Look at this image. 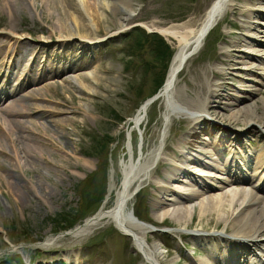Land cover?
Returning a JSON list of instances; mask_svg holds the SVG:
<instances>
[{"label": "rangeland", "instance_id": "374dc122", "mask_svg": "<svg viewBox=\"0 0 264 264\" xmlns=\"http://www.w3.org/2000/svg\"><path fill=\"white\" fill-rule=\"evenodd\" d=\"M9 1V4L0 2L1 86L5 84L3 79L6 75L9 80L5 85L9 88L16 87L24 75L29 73L30 66V74L39 70L40 78L33 81L25 76L24 81L27 83L29 79V84L19 94L33 92L32 88L40 87L43 81L41 78L45 75L61 72L70 66H90L96 71L98 80L82 76L84 84L68 87L64 94L58 87L39 88V91H49L45 93L46 101L42 102L47 109H53L57 101H66V95L72 97V102L63 114L49 115L45 126L40 123V128L56 144V147H42L43 156L54 163L73 167L63 170L52 164L45 165L41 156L30 150L35 145L30 143L27 146L17 142L14 134L10 136L12 142L2 139V145L14 158L17 173L30 182L34 191L20 194L3 183L4 190L0 191V264H54L63 261L66 252H70L72 261V251L78 253L74 261L76 264H148L133 247L132 239L110 221L101 222L91 232L80 236L66 235L63 231L81 224L105 204L109 188L112 186V191H115L120 187L123 163L130 159L132 153L136 158L142 156V150L143 157H150L152 170L137 183L139 187L136 189H139L128 202L127 209L151 225L152 230L147 233V237L149 242H161V264H191L188 259L192 261L207 257L206 254L200 257L192 255L193 248H204L208 242H195L191 239V234L215 235L223 231L224 223L219 228L212 226L207 230H199L201 224L198 225L197 222L198 207L192 210L196 222L190 228L181 227L171 218H165L163 224L154 221L151 205L157 196L156 186L160 179L153 172L156 169L159 172L166 170V167L159 164L160 161H171L173 157L164 146L167 144L177 152L178 140L189 131L193 121L185 114L188 110L179 113L173 110L166 117L167 99L159 97L148 105L140 124H133L131 118L151 95L161 65L158 62L155 68L151 65L155 61L146 45L143 44L139 49L134 47L135 36L130 32L134 26L147 31L150 29L148 24L152 22L183 23L187 27L196 28L214 0H130L133 9L131 17L120 27L117 17L121 16V11H116L114 15L109 9H103L104 14L98 22L96 3L105 0H57L60 6L68 5L70 12H74V4H77L85 24L90 20L94 28L98 23L101 25L103 32L96 42L85 38L64 41L58 34H51V31H57L62 19L46 0ZM254 2L255 0H234L233 7L210 30L203 46L189 57L180 70L171 94L184 101L205 99L209 93L208 85L214 78L213 73L219 74L216 71L224 68L227 74L217 76L221 84L217 106L222 107L213 114L217 117L207 120L201 127L211 128L215 136L235 133L241 137V143L251 147L256 144L264 147V122L259 127L256 122L226 119L234 112L235 107L225 102L238 95V89L241 82L246 80L248 71L255 73L259 80L257 85L249 86L253 93L241 105L255 106L257 113H263L264 62L254 60L253 65L248 68V55L251 52L246 48V42L250 36L242 24V20L246 19L240 14L244 12L247 15L249 10L256 8ZM258 39L264 41V34H260ZM167 41L176 51L177 41ZM18 50H23V55L17 58ZM226 52L233 56H223ZM256 54L259 55L260 52ZM36 55L40 59L34 61ZM221 61L225 64H221ZM201 82L208 83L204 93L199 88L189 87ZM6 104L7 102L0 104V122L15 133L13 117L2 111ZM58 118L66 120L64 130L55 122ZM183 118H188L189 122L182 123ZM19 119L26 125L29 124L27 117ZM53 129L58 134L53 133ZM100 137L107 140L112 137L113 140L110 144L100 142L101 147L99 144L95 145ZM225 152L223 153L227 156ZM262 152L257 148L237 152L243 159L237 155L236 172L239 171L242 175L247 172L251 181H256L264 174ZM225 158L221 156L216 161L219 169L213 171L218 173L220 187L225 186L229 182L227 180L236 177L234 170L228 173L223 169L228 163ZM258 160H262L263 165L252 176V167ZM0 162L8 164L1 157ZM26 172L31 175L28 177ZM114 196V193L109 194L106 207L113 204ZM220 196L222 195L213 194L200 197L204 201L217 198L223 202L217 209L213 206L206 211L208 216L202 223L210 219H223L221 213L228 210L229 206L225 198L223 200ZM199 201L193 202L192 206H198ZM55 217L57 218L53 221ZM63 219L62 224L60 222ZM175 229L177 232H174Z\"/></svg>", "mask_w": 264, "mask_h": 264}, {"label": "bare ground", "instance_id": "6f19581e", "mask_svg": "<svg viewBox=\"0 0 264 264\" xmlns=\"http://www.w3.org/2000/svg\"><path fill=\"white\" fill-rule=\"evenodd\" d=\"M49 6L55 11H58L62 22L60 23L57 31H51V34H58L67 39L85 38L88 41H99V35L103 32L101 25L98 23L94 28V24L89 20L88 24L83 21V15L79 10V6L74 4V12L69 11L68 5L58 4L57 0H46ZM71 1V0H63ZM214 0L212 7L208 8L204 13L198 27L190 28L183 23H169V24H156L154 22L149 23L150 29H155L162 33L167 40H176L178 45L170 63L168 76L164 86L160 89V97L167 99V111L166 117L174 112H184L188 110L187 115L191 117L193 123L189 127V131L178 140V151L171 149L169 145H165L164 149L172 153L173 160H161L159 164L166 167L164 172H159L157 169L153 174L157 175L160 179V183L156 186L157 196L152 202V211L154 215V221L163 224L165 218H171L176 221L178 225L183 228H190L196 222L194 215H192L193 202H198V225L201 224L199 230H207L210 227L219 228L224 223L223 231L215 235L204 236L200 234H191L192 240H198L206 243L204 248H194L197 251L206 253L207 257H200L198 263L194 264H264V174L261 175L256 181L260 184L251 183L249 173L246 175H238L229 181L225 186L220 187L219 180H217L218 173H215L218 166L217 160L224 156L228 162L227 166L223 168L228 172H236L237 165V152L241 149H258L263 151L262 145H253L254 147L247 146L241 143L240 136L238 134L213 135L211 128H202L201 126L209 119H213L214 113H217L219 107L217 106L218 95L220 92V83L218 82L219 74H227L224 68H219L220 71H216L219 74L213 73L214 78L209 83V93L207 97L202 100L184 101L181 97H174L171 92L175 85L177 75L183 68L189 57L188 52L195 53L203 46L204 40L208 32L215 26L217 21L224 15V13L232 8L234 0ZM9 4V0H0ZM253 5L257 6L249 10L247 15L241 12V16L246 20H242V24L246 28L247 34L250 36L247 41L246 48L251 52L248 55L250 62L248 68L253 65L254 60L264 62V41L258 39L260 34H264V0H255ZM253 6V7H254ZM260 9V10H257ZM96 15L98 22L100 17L103 16V9H109L114 15L116 11H121V16L117 17L119 27L124 25V22L128 21L131 17L130 0H105L97 1L96 3ZM66 19L64 22L63 20ZM23 50H18L16 57L23 55ZM260 52L261 55L256 53ZM194 55V54H193ZM223 56L227 58L233 55L226 52ZM40 59L39 55H36L34 61ZM223 60V59H222ZM221 64H225L221 61ZM25 76L32 78L33 81H38L40 73L37 70ZM10 73V72H9ZM89 77L94 81H97L96 71L90 67L84 65L81 68L70 66L62 70L61 72L51 73V75H45L41 80V86L32 88L33 92H27L19 94L21 90L25 88L27 83L24 81V77L20 83L13 88H9L6 85H0V104L7 102L2 111L13 117V123L15 126V133L13 130L5 128L0 122V157L8 161V164L0 162V191L3 192L4 184L7 183V187L18 191L20 194H28L34 191V187L30 182L26 181L19 173H17V166L14 163L13 156L6 151L1 141L3 138L13 141L10 136L15 135L14 140L23 145L30 146L32 143L35 147L31 148L33 154L39 155L45 165H54L67 170L73 165L58 164L52 162L43 156L42 147H56L55 142L42 132L40 123L44 126L48 121L49 115H59L65 112L69 103L72 102V97L66 95V101H57L53 109H47L42 104L46 101L45 93L48 90L39 88L46 87H58L64 94V90L70 85L68 81H74L78 85L84 84L81 78ZM246 80L241 82V86L238 89V95L233 100H226L225 103L233 105L235 107L234 112L228 115L226 118L229 121L256 122L259 127L264 122V105L263 113H257L255 106L241 105L243 101L252 95L253 91L250 90L251 85H257L259 78L255 73L248 71L246 73ZM248 82H256L250 84ZM36 82H34L35 84ZM29 84V83H28ZM207 82H201L198 84L190 85L189 87L199 88L204 93L207 88ZM29 88V87H28ZM94 89V88H93ZM35 100V101H33ZM7 106V107H6ZM170 106V107H168ZM52 108V107H51ZM148 105H141L137 113L131 118L134 125H139L143 120ZM18 117V118H17ZM20 117H27L29 122L26 125ZM56 123H59L58 127L64 130L65 121L63 118L55 119ZM182 123L189 122L188 118H183ZM74 124V122H73ZM53 133L58 134L56 129L52 130ZM261 134V133H260ZM202 136L205 138L202 139ZM201 138V139H200ZM227 153V156L223 153ZM264 152V151H263ZM262 152V155H263ZM139 157H135L132 153L128 161H125L122 165V180L120 187L117 190L112 191V186L109 188V193L106 197V201L109 199V194L114 193L113 204L106 207L105 204L92 216L86 218L81 224H78L74 228L66 231V234L71 236H80L89 233L97 227L101 222L110 221L114 226L120 230L123 234L129 236L132 239L133 247L136 248L143 259L148 264H161L159 260L160 256V241L152 240L149 242L147 233L152 229L151 225L140 220L134 213L130 212L128 208V202L134 196V189L139 187L137 183H140L144 177L152 170V164L150 163V157H143L144 151H141ZM154 156H152L153 159ZM240 159L243 157L238 155ZM261 158V157H260ZM63 162V160H62ZM263 165L262 160H258L256 165L253 166V175L257 169ZM250 166V164H249ZM215 171V172H213ZM256 171V172H255ZM264 173V167L262 170ZM29 177L31 174L26 172L25 175ZM233 176V175H232ZM216 177V178H215ZM263 177V178H262ZM253 179V177H252ZM263 179V180H262ZM262 180V181H261ZM216 183V184H214ZM240 184L241 186H235ZM136 185V186H135ZM228 186V187H226ZM139 189V188H138ZM185 189H190V192ZM213 194L222 195L221 199L225 198L228 210H224L221 213L223 219L213 221L212 219L207 222L202 220L208 216L206 211L211 207L216 209L222 205V201L217 198H212L209 201H204L201 196H212ZM200 198V199H199ZM224 200V199H223ZM210 214V213H209ZM197 230V229H196ZM174 232H177L176 229ZM70 252H66L63 256V261H57L54 264H76L74 261L77 259L78 253L72 251V261L70 260ZM210 260V261H209ZM209 261V262H208Z\"/></svg>", "mask_w": 264, "mask_h": 264}, {"label": "trees", "instance_id": "16d2710c", "mask_svg": "<svg viewBox=\"0 0 264 264\" xmlns=\"http://www.w3.org/2000/svg\"><path fill=\"white\" fill-rule=\"evenodd\" d=\"M130 33L131 35L135 36L133 44L136 49H139L140 46L143 47V44L148 47V51L155 61V63L153 64L151 63V65L154 67L157 64V62L161 65L160 72L155 79V85L151 93V95H153L158 90V88L161 87L164 81L167 68H168L170 59L173 54V49L164 40V38L157 33H147L145 32V30H143L140 27H134ZM108 138L109 139L107 140V139H104L103 137H100L99 141L96 142L95 145L96 144L98 145L100 142H104L105 144H110L113 138L112 137H108ZM99 146L101 145L99 144ZM102 171H103V168H102ZM105 181L106 179L104 178V187H105ZM56 218L57 217L53 218V221L56 220ZM64 220L65 219L61 220L60 223L63 224Z\"/></svg>", "mask_w": 264, "mask_h": 264}, {"label": "water", "instance_id": "95a60500", "mask_svg": "<svg viewBox=\"0 0 264 264\" xmlns=\"http://www.w3.org/2000/svg\"><path fill=\"white\" fill-rule=\"evenodd\" d=\"M216 1H218V0H216ZM215 1V2H216ZM213 5H211V7H212ZM210 7V8H211ZM151 32H157L156 30H152ZM192 53V51H189L188 52V56L190 55ZM160 94H159V92L158 93H156L155 95H153L150 99H148L146 102H145V105L146 104H148V103H150V102H152L155 98H157L158 96H159Z\"/></svg>", "mask_w": 264, "mask_h": 264}]
</instances>
